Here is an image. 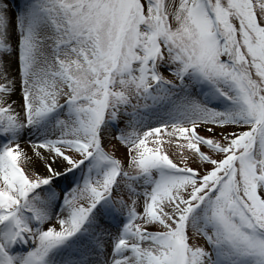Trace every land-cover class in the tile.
<instances>
[{
	"label": "snow or ice",
	"instance_id": "obj_1",
	"mask_svg": "<svg viewBox=\"0 0 264 264\" xmlns=\"http://www.w3.org/2000/svg\"><path fill=\"white\" fill-rule=\"evenodd\" d=\"M0 264H264V0H0Z\"/></svg>",
	"mask_w": 264,
	"mask_h": 264
},
{
	"label": "rangeland",
	"instance_id": "obj_2",
	"mask_svg": "<svg viewBox=\"0 0 264 264\" xmlns=\"http://www.w3.org/2000/svg\"><path fill=\"white\" fill-rule=\"evenodd\" d=\"M14 3H20V0H14ZM123 151V149H121V152ZM117 155H120V153H117Z\"/></svg>",
	"mask_w": 264,
	"mask_h": 264
}]
</instances>
